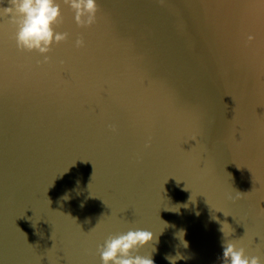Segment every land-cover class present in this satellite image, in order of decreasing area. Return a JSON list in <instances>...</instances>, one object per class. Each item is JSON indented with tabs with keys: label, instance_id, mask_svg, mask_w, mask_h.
Segmentation results:
<instances>
[{
	"label": "water",
	"instance_id": "obj_1",
	"mask_svg": "<svg viewBox=\"0 0 264 264\" xmlns=\"http://www.w3.org/2000/svg\"><path fill=\"white\" fill-rule=\"evenodd\" d=\"M60 2L47 64L0 18V264H102L129 229L222 264L225 221L264 264V0H97L88 28Z\"/></svg>",
	"mask_w": 264,
	"mask_h": 264
},
{
	"label": "clouds",
	"instance_id": "obj_2",
	"mask_svg": "<svg viewBox=\"0 0 264 264\" xmlns=\"http://www.w3.org/2000/svg\"><path fill=\"white\" fill-rule=\"evenodd\" d=\"M0 0V18L6 25L14 29L13 39L16 47L22 52H37L43 56L38 64H47L51 57L53 45H59L69 38L68 32L57 31V27L63 22L60 0ZM74 12V20L78 27L88 28L97 22L99 6L97 0H62ZM249 40L254 37L249 36ZM85 41L82 37L75 40V47L82 48ZM63 63V61H61ZM145 147H150V143ZM243 194L236 192L235 196L229 194V199L235 201ZM66 199V197H65ZM50 201V200H49ZM51 203V201H50ZM83 203L81 207H83ZM178 211V209L176 210ZM198 214V213H197ZM222 222L220 231L223 234L222 264H261L259 256L249 255L243 246H239L236 240L231 239L230 233L225 231ZM234 231V230H233ZM185 231L181 229L177 238L187 248L188 242L184 240ZM159 242V237L153 232L142 229H129L126 232L110 234L102 245L98 246V254L102 264H155L152 254L141 255L140 249ZM156 248L153 246L152 252ZM170 264L185 257L177 253L176 256H166Z\"/></svg>",
	"mask_w": 264,
	"mask_h": 264
}]
</instances>
